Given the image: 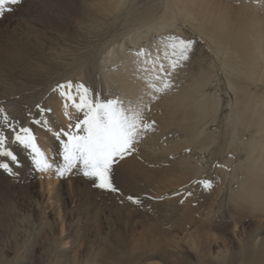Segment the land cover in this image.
<instances>
[{"label":"bare ground","instance_id":"6f19581e","mask_svg":"<svg viewBox=\"0 0 264 264\" xmlns=\"http://www.w3.org/2000/svg\"><path fill=\"white\" fill-rule=\"evenodd\" d=\"M37 9L29 10L37 24L0 32V119L9 117L0 133H9L6 145L31 124L53 167L38 170L29 148L13 144L20 164L10 167L14 176L0 169V218L22 225L0 230V264H264V0H48ZM173 36L194 41L193 51L164 76ZM71 78L93 97L142 109L151 125L114 166L120 191L116 201L104 195L105 207L79 191L72 171L60 177L63 160L51 156L57 133L80 116L54 91ZM165 80L172 86L156 91ZM85 212L96 237L102 219L111 236L96 250L85 227L74 245ZM180 218L184 231L168 233ZM39 244L47 246L34 259Z\"/></svg>","mask_w":264,"mask_h":264},{"label":"snow or ice","instance_id":"6c2138e0","mask_svg":"<svg viewBox=\"0 0 264 264\" xmlns=\"http://www.w3.org/2000/svg\"><path fill=\"white\" fill-rule=\"evenodd\" d=\"M20 3L22 0H0V17L5 13L4 6L6 4L17 5ZM193 44L194 41L179 37L166 38L164 47L166 49L165 59L168 63L167 67L164 64H159V73L171 76L177 67H182L190 59ZM137 55L144 56L145 52L140 51ZM160 74L155 76L158 81L162 79ZM171 86V83L165 80L163 87L156 91H163ZM54 91H59L60 95L71 101L72 107L82 114L74 123L69 124L68 130L57 133L63 148V166L57 168V174L64 177L79 163L82 166L81 174L92 180L95 188L105 192L119 193L120 190L114 183V166L132 153L142 132L151 129L150 124H142L143 110L138 107H127L119 98L101 99L99 93L93 97V90L83 83L69 81L57 85ZM3 112L4 109L0 108V113ZM8 120L9 117L4 115L0 119V123L7 126ZM36 123H40V121H36ZM21 131L24 135L21 136L17 133L15 140L25 148L32 150L35 154L34 162L37 169L40 171L51 169L53 164L48 162L45 154L37 146L36 137L32 131L28 128H22ZM6 139L0 133V157L10 158L15 162L17 157L4 148ZM0 169L5 170L9 175H16L6 163H0ZM198 183L205 190L212 187L211 182L207 180ZM127 199L136 205L142 204L139 198L128 196Z\"/></svg>","mask_w":264,"mask_h":264},{"label":"rangeland","instance_id":"374dc122","mask_svg":"<svg viewBox=\"0 0 264 264\" xmlns=\"http://www.w3.org/2000/svg\"><path fill=\"white\" fill-rule=\"evenodd\" d=\"M47 1L48 0H22V3L17 4V5H9V4H6L4 6L5 9H6L5 10V13H4V15L2 17H0V32H4L5 29L6 30H9V29L11 30L14 27V23L15 22H20L21 23L22 27H20V28H26L30 23L37 24V23H35V20H33V17L35 16L34 14H37V12L35 10L34 11H29V10H32V8H34L36 6L39 7V8H41V9H37V10H42L45 7V4H46ZM8 9H11V10L9 11ZM17 9H19V10L16 11ZM5 27H8L9 29L8 28H5ZM19 30L20 29H16L15 31L16 32H19ZM88 38H89V36H88ZM88 38L86 37V39H84V40H87ZM96 50H97V48H96ZM91 69H92V64H91L90 71H91ZM93 76H94V78H96V80L93 77L91 78V80L95 81L96 83H99V82H97L98 79H97L96 73ZM69 81L73 82L74 80H73V78H71V79H63L62 81L59 82V84H64V83H67ZM59 84H57V85H59ZM57 85L55 87H57ZM58 93H59V91H58ZM81 115L82 114H80V116H78V118H80ZM12 120L14 121V118ZM32 120H33V118L30 119V121H32ZM70 121H73V119H71ZM22 127L23 128L30 129L32 131L33 135L35 136V132L33 131L31 124L21 125V127L15 132V134L13 135V140H11L12 142H10L9 144H6L4 146V148H5V150L11 151L17 157L16 162L11 161L10 158L0 157V161L1 162L3 161L2 163L8 164L9 167H12L13 163L16 164V166H19V164H20V161L18 159V154L15 151V149L13 147V144L16 142L15 135L17 133H19L21 136L24 135V133L21 131ZM73 131H75V130L73 129ZM4 132H5L4 135L7 138L6 140H9V133L7 131H4ZM36 142H37V138H36ZM57 145H59L58 148H57L58 151H56V154L52 151L51 156L53 155L54 161L56 160V162H60V161L63 160V158H62V156H63V148H62V144L61 143H59ZM34 155L35 154L32 152L31 149H28V151L25 153V157L29 161H33V162H34ZM77 167L79 168V170L74 173V169H72L71 175L73 177L75 176L74 179L75 178H81L80 181H79V186H78L79 187V191L82 190V189H85L88 192V194H89V196L91 198H94V199L97 198L98 204L100 203L102 205V207H105L106 206V203L108 201V199L106 197H104V195L108 196V198H111V199H109L108 202H110V201L112 202V201H116L117 200L118 193L105 192V191H102L100 189L95 188L93 186V183L94 182L92 180L88 179V178H85L81 174L82 166L79 163L77 164ZM11 177H13V176H11ZM58 180H60V178H58ZM114 183H116V182H114ZM12 189H14V191L17 192L18 187H14ZM79 195L82 196V194H79ZM158 199H161V198L159 197ZM120 204H123V202H121ZM93 209H95V208L93 207ZM142 214L144 215L143 216V219L149 217L147 215V213H145L143 211H142ZM247 215H249L248 216V220H247L248 222H251V221H254L256 219H259V217L254 216V214L253 215H250V214H247L246 213V216ZM83 216H85V217H83L82 220L79 222V225L80 226L78 227L80 229L79 230V234L82 232V235L79 236L80 239H78L76 241V243L74 244V245H76V248H78L79 247V244H81L82 241H83L82 237H83V232L84 231L82 230V227L87 228L86 231L88 232V235H89V237H88L89 241L87 242L85 240V242L87 244H90L91 245V248H93V249L96 250V248L98 246H100V245L101 246L102 245H106L107 244V241H109L110 240L109 238L111 237V236H109L108 230L105 228V226L107 225L106 224V220L102 219V221H101L102 222V224H101V226H102V228H101L102 234H101V236L96 237L94 235V226L92 227V225L88 221L89 214H87V212H85V214ZM34 217H35L34 215H31L30 216V220H29L30 221V224H29V227H27V229L30 231V233L33 232V228L32 227L36 228V226H37V222H35L36 220H35ZM182 219L183 218H180L178 221H176V226H177L176 229L173 230V229L170 228L169 231H168V233L169 232L170 233L171 232H174V233H177V234H181V232H183L184 231V228H185L184 227V223H182V222H184V221H182ZM15 224H18V226H21L22 225V222H21V220H19L18 223H15L11 219L4 218V217H1L0 218V230H5L9 226L14 227ZM23 227H22V229H23ZM141 229L142 228L139 225L137 227V230H138L139 233H141L140 236L142 235V230ZM47 232L49 233V236L50 237L54 234L53 230H50V227L47 229ZM59 234H60V232L56 233L55 235H57L59 237ZM64 234L67 235L66 228H65ZM23 240H24L23 242H25V244L26 243L29 244V243L34 242L33 241L34 238H33L32 235L26 236ZM145 243H147V241H145ZM69 244L70 243H68L67 245H69ZM45 246H47V245H45ZM44 247H43V245L39 244V247H35L34 250L29 255H31L34 259H37V257L40 256L43 253ZM221 247H222V249H225V247H223V246H221ZM217 250H218V248H217ZM73 252H75V251H73ZM25 262H29V260H26ZM23 264H25V263H23Z\"/></svg>","mask_w":264,"mask_h":264}]
</instances>
